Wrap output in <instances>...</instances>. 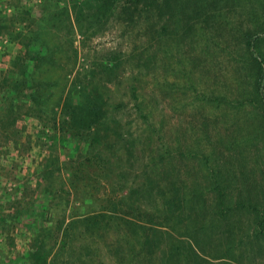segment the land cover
Returning a JSON list of instances; mask_svg holds the SVG:
<instances>
[{"label": "rangeland", "instance_id": "rangeland-1", "mask_svg": "<svg viewBox=\"0 0 264 264\" xmlns=\"http://www.w3.org/2000/svg\"><path fill=\"white\" fill-rule=\"evenodd\" d=\"M97 7L0 0V84L25 36L41 29L45 121L63 118L69 94L105 113L79 139L51 121L8 127L0 117V264H264L253 222L254 210L264 215L262 116L248 103L205 100L247 95L241 33L264 24L263 2L186 8L189 33L175 24L179 10L163 23L158 13L130 21L123 5L111 15ZM257 44L264 56V34ZM175 189L198 196L170 218L164 201Z\"/></svg>", "mask_w": 264, "mask_h": 264}, {"label": "trees", "instance_id": "trees-1", "mask_svg": "<svg viewBox=\"0 0 264 264\" xmlns=\"http://www.w3.org/2000/svg\"><path fill=\"white\" fill-rule=\"evenodd\" d=\"M59 1L60 0H58V2ZM261 1L264 4V0ZM97 2L98 14L105 11L108 15H111L119 11L118 5H123L124 7H122V9H124L122 11L129 14L128 16L131 15L128 18L130 21L133 20L134 16L137 14L143 15L144 12H148L149 14L158 13L159 17H161V22H163L162 17H167L165 21L168 19L171 20L176 17L174 11L179 10L182 19L181 21L178 20L175 24L179 27L183 26L189 33L192 31L190 21L193 17L186 13V8L193 7L196 13L200 15L201 9L208 8L207 6H216L219 0L210 2L208 5L207 0H97ZM184 16L186 17L185 19ZM1 24L3 23L0 21V25ZM165 25L163 27L164 30L166 27ZM40 31L41 29L33 30L29 32L27 37L25 36L22 42L24 50L20 58L17 59V62L13 64L14 73L8 75L0 84L1 88H3V92L0 90L2 92L0 93V117L3 118L4 122H9L5 125L8 127H10L13 122H16L17 118L23 119L32 117L35 120L44 121L45 123L51 121L54 130L60 128L59 131H61L63 135L68 132L67 130L72 131L75 134L74 137L79 139L82 137V134L79 132L83 130L89 133L93 132L96 130L100 121L105 118V113H101L103 112V105L100 104V102L97 103L86 98H82L77 102L76 99L72 98L69 94L62 107L63 118L58 121L56 117L52 116L53 120L50 118L45 121L48 117L45 118L44 116L48 114V112L46 111L47 107L45 104L47 99L43 98V94L45 93L42 86H44V83L39 81L36 76L41 67L45 65L47 59L42 49L43 47L47 49L46 43H35L36 40L41 38L42 33H40ZM7 34L12 36L11 33ZM241 34L244 45L243 50L245 52L243 55L248 56L246 65L249 73L246 74L247 78L243 79V91H245L247 95L243 99L237 97L238 99L235 101H229V99L221 95H212L209 97L205 94V100L207 104H215L219 108L230 102L237 106H245L246 103L250 104L260 112L262 116V125L260 128L264 132V56L256 52V49H258L257 43L262 39L264 34V24L257 25L255 31L247 29ZM37 46H39V49ZM42 174L47 175L48 173L44 169L38 173L39 176H42ZM44 195H46V192ZM197 196V191L192 193L187 191L181 192L179 189H175V193H172V195L164 201L166 205L163 204V206L165 205L167 207V211H169L168 216L174 218L175 216L177 217L178 213H182V215L185 214L184 206L188 205L190 201L195 202L194 200ZM218 196L221 206H223V193L219 192ZM262 196L264 197V192ZM250 200L249 198L248 201ZM41 204H46L44 205L45 209H43L46 210V206L50 204V199L44 197ZM238 207L241 208L244 206L239 203ZM220 213L222 216L224 215L223 207ZM254 213L258 216L257 219L253 221L255 223V230L258 231L259 236H262L264 235V215L257 210H254ZM2 216L3 213L1 209L0 220L3 219L4 216ZM178 251L179 249L174 247L173 252L175 253Z\"/></svg>", "mask_w": 264, "mask_h": 264}]
</instances>
